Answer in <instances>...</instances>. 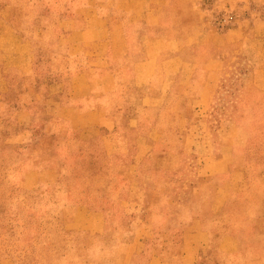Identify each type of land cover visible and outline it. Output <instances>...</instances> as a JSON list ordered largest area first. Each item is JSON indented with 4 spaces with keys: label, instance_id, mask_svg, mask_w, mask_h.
I'll use <instances>...</instances> for the list:
<instances>
[{
    "label": "rangeland",
    "instance_id": "obj_1",
    "mask_svg": "<svg viewBox=\"0 0 264 264\" xmlns=\"http://www.w3.org/2000/svg\"><path fill=\"white\" fill-rule=\"evenodd\" d=\"M153 261L264 264V0H0V264Z\"/></svg>",
    "mask_w": 264,
    "mask_h": 264
},
{
    "label": "crops",
    "instance_id": "obj_2",
    "mask_svg": "<svg viewBox=\"0 0 264 264\" xmlns=\"http://www.w3.org/2000/svg\"><path fill=\"white\" fill-rule=\"evenodd\" d=\"M76 12L82 16V22L80 23L84 27V30L80 31L81 36L79 37L72 38L70 35L66 36L67 40H70V38L75 40L71 41L73 43H71L72 46H70V48L76 50L73 54H83L97 62L105 60V58L117 60L118 54H126L127 57L129 56L128 45L124 44L126 43L125 38L122 35L118 37L116 36V30L112 29V19L104 16L105 14L100 11V7L98 5H86V3H81V5L76 9ZM68 22L71 21H67V23ZM123 45L127 48H123ZM118 47L120 49L119 51ZM147 67L148 65L146 63H137L135 65V73L138 78ZM77 76L78 78H75V81H81L83 74H79ZM72 90L77 89L72 86ZM102 116L104 115L101 114L95 116L94 114H79L76 118H79L82 121L88 119L89 121L96 120L99 122V119H101ZM151 264L159 263H155L153 261Z\"/></svg>",
    "mask_w": 264,
    "mask_h": 264
}]
</instances>
